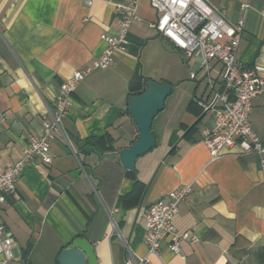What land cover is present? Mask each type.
Returning <instances> with one entry per match:
<instances>
[{
    "label": "crops",
    "instance_id": "1",
    "mask_svg": "<svg viewBox=\"0 0 264 264\" xmlns=\"http://www.w3.org/2000/svg\"><path fill=\"white\" fill-rule=\"evenodd\" d=\"M88 1L0 0V171L43 134L62 83L104 52L101 35L118 29L116 6L132 0ZM206 1L229 23L244 21L239 63L264 75V0ZM138 12L127 48L71 94L62 132L50 141L52 163L25 165L16 192L0 205L15 239L11 264H58L77 237L94 245L99 264L144 257L142 264H264V154L235 146L211 158L202 129L213 114L200 102L213 90L199 63L152 28L158 13L149 0L138 1ZM211 68L217 89L222 65ZM148 80L168 82L173 92L153 121L155 147L129 170L120 150L139 130L128 100ZM251 125L264 143V93L252 100ZM184 184L192 192L174 223L194 239L181 242L180 254L167 241L150 253L148 208Z\"/></svg>",
    "mask_w": 264,
    "mask_h": 264
},
{
    "label": "built area",
    "instance_id": "2",
    "mask_svg": "<svg viewBox=\"0 0 264 264\" xmlns=\"http://www.w3.org/2000/svg\"><path fill=\"white\" fill-rule=\"evenodd\" d=\"M138 1L128 5L116 6L120 14L118 29L112 34H102L107 44L104 52L92 64L77 70L66 79L57 93L55 107L44 117L43 134L31 137L24 150L22 159L0 171V205L8 202V197L17 190V180L25 165L37 166L51 164L50 141L62 132V121L68 114L71 94L86 74L95 68H107L113 61L115 50H125L128 45V31L131 25L141 19ZM158 15L152 28L161 36L170 40L178 49L193 57L205 74L208 86L213 94L200 105L206 112L213 114V125L202 129L203 142L212 159L221 156L227 148L238 146L240 151L264 154L263 140L251 125L252 100L264 93V75L254 67L242 66L238 59V50L244 28V21L229 23L224 16L206 0H149ZM92 4V0L87 2ZM264 14V11H263ZM222 65L219 88L211 76V63ZM196 72H191L195 78ZM264 165V159L261 158ZM192 192L191 184H184L168 192L151 204L145 216V242L150 253H157L162 242L176 254L181 253V242L193 238L190 232H179L174 217L182 202ZM15 243L12 232L0 218V264H11ZM147 257L138 261L126 260V264H142Z\"/></svg>",
    "mask_w": 264,
    "mask_h": 264
},
{
    "label": "water",
    "instance_id": "3",
    "mask_svg": "<svg viewBox=\"0 0 264 264\" xmlns=\"http://www.w3.org/2000/svg\"><path fill=\"white\" fill-rule=\"evenodd\" d=\"M172 92V84L148 80L142 93L129 98V114L139 130V136L130 146L120 150L125 168L133 170L137 158L155 147L153 121L164 109ZM57 261L58 264H99L94 245L85 237L75 238L69 247L60 252Z\"/></svg>",
    "mask_w": 264,
    "mask_h": 264
},
{
    "label": "trees",
    "instance_id": "4",
    "mask_svg": "<svg viewBox=\"0 0 264 264\" xmlns=\"http://www.w3.org/2000/svg\"><path fill=\"white\" fill-rule=\"evenodd\" d=\"M145 86H146V82H145L144 86H143L140 90L130 92V96H129V97H131L132 95H136V94H140V93H142V92L144 91V89H145ZM126 112L129 113V100H128V107H127ZM63 249H64V248H62V249L60 250V252H61ZM60 252H59V254H60ZM59 254H58V255H59Z\"/></svg>",
    "mask_w": 264,
    "mask_h": 264
},
{
    "label": "rangeland",
    "instance_id": "5",
    "mask_svg": "<svg viewBox=\"0 0 264 264\" xmlns=\"http://www.w3.org/2000/svg\"><path fill=\"white\" fill-rule=\"evenodd\" d=\"M198 64L194 62V66L196 67Z\"/></svg>",
    "mask_w": 264,
    "mask_h": 264
}]
</instances>
